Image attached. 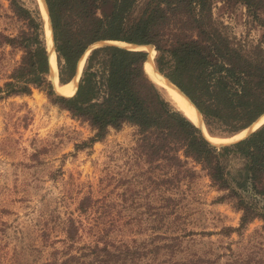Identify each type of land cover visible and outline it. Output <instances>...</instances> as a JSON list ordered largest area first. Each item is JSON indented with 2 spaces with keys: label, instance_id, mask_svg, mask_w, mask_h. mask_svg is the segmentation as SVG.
<instances>
[{
  "label": "rangeland",
  "instance_id": "obj_1",
  "mask_svg": "<svg viewBox=\"0 0 264 264\" xmlns=\"http://www.w3.org/2000/svg\"><path fill=\"white\" fill-rule=\"evenodd\" d=\"M146 1H138L136 13L143 12ZM18 5L41 21L49 55L39 0H0V87L10 81L25 54L26 41L20 37L29 27L15 12ZM213 16L236 44L264 49V12L218 1ZM3 37L17 39L18 45ZM56 61L58 83L53 73L48 79L55 95L62 96L57 86L65 84L60 83L57 53ZM205 127L215 137L235 135ZM95 134L44 89L33 86L29 94L12 96L0 92V264H91V247L103 246L106 239L141 254L136 264H159L170 258L165 246L172 237L181 238L178 261L264 264V222L255 219L242 227L236 200L214 187L200 167L195 166L194 179L167 185L165 169H155L139 155L136 127L110 128L104 139L88 144ZM231 164L238 169L242 161L236 158ZM83 202L88 204L85 210ZM72 221L74 239L68 233ZM156 247L163 248L158 260Z\"/></svg>",
  "mask_w": 264,
  "mask_h": 264
},
{
  "label": "trees",
  "instance_id": "obj_2",
  "mask_svg": "<svg viewBox=\"0 0 264 264\" xmlns=\"http://www.w3.org/2000/svg\"><path fill=\"white\" fill-rule=\"evenodd\" d=\"M138 1L46 0L61 84L75 77L81 57L98 42L153 45L159 74L190 98L210 132L218 128L237 134L264 115V49L236 44L213 16L218 1L243 5L258 14L264 12V0H147L143 12L136 13ZM15 12L28 22V32L20 37L26 44L19 45L25 54L0 92L29 94L33 86L46 90L54 103L96 131L88 144L104 139L110 128L130 124L140 135L139 155L155 169H165L167 185L194 179L198 166L214 187L236 200L243 213L242 227L255 219L264 222V124L235 144L213 146L152 81L145 70L147 54L113 45L90 52L74 96H56L48 79L49 55L41 21L23 6ZM3 38L18 45L17 39ZM236 158L242 161L238 169L231 164ZM87 205L83 202L81 208ZM74 228L72 221L71 239ZM180 239L172 237L165 246L170 258L159 264L200 263L194 258L175 260ZM106 241L91 247V264H136L142 257L128 245L117 247ZM160 250L153 249L156 260Z\"/></svg>",
  "mask_w": 264,
  "mask_h": 264
},
{
  "label": "bare ground",
  "instance_id": "obj_3",
  "mask_svg": "<svg viewBox=\"0 0 264 264\" xmlns=\"http://www.w3.org/2000/svg\"><path fill=\"white\" fill-rule=\"evenodd\" d=\"M41 8H42V14L44 15L45 21H46V31H47V44H48V49L51 55V66H52V73L54 74V78L57 80L58 83V76H57V61H56V50L54 48L53 44V35H52V30H51V25H50V19H49V14L47 11V8L45 6V1L44 0H39ZM109 44H114V45H120V46H125V43L123 42H107ZM95 45V44H94ZM92 45L88 51L85 53V56L82 58L80 64H79V69L77 76L68 84L63 85V86H57V90L60 94L66 97H72L76 94L78 90V82L81 76L82 69L85 65V61L91 51V49L94 47ZM127 49L130 50H144L146 49L151 53L150 59L147 61L145 64L146 71L152 81L157 84L159 87L165 90L168 98L172 101L174 106L176 107L177 110L182 112L188 119H190L196 126H198L200 129L203 130V133L207 136V138L214 144H224V143H233L238 141L241 138H244L247 136L250 132H247L246 129L242 130L241 132L227 138H219L210 135L207 132L206 125L201 121L200 118V113L197 111L195 106L189 101V99L181 93V91L172 85V83L165 81L159 72L157 71L156 64L154 57L156 55V50L153 45L149 46H139V45H130L126 47ZM164 94V93H163ZM264 124V115L258 119L253 124L254 130H257Z\"/></svg>",
  "mask_w": 264,
  "mask_h": 264
},
{
  "label": "water",
  "instance_id": "obj_4",
  "mask_svg": "<svg viewBox=\"0 0 264 264\" xmlns=\"http://www.w3.org/2000/svg\"><path fill=\"white\" fill-rule=\"evenodd\" d=\"M45 6H46V8H47V11H48V6L46 5V2H45ZM48 14H49V11H48ZM49 19H50V15H49ZM51 25V24H50ZM51 30H52V27H51ZM52 34H53V32H52ZM53 43H54V41H53ZM107 45H113V46H118V45H114V44H109V43H106L105 41H102V42H99V43H97V44H95L94 45V47L91 49V51L94 49V48H98V47H102V46H107ZM125 45H127V46H130V45H138V44H133V43H125ZM126 46V47H127ZM139 46H146V45H139ZM118 47H120V46H118ZM147 47V46H146ZM121 48H125V47H121ZM125 49H127V48H125ZM129 50V49H128ZM88 51V50H87ZM86 51V52H87ZM90 51V52H91ZM85 52V53H86ZM85 53L83 54V56L81 57V60H82V58L85 56ZM90 54V53H89ZM147 54V59H146V62H145V64L147 63V61L150 59V55H149V53H146ZM81 60H80V62H81ZM49 64H50V73H51V76H52V66H51V55H50V52H49ZM145 70H146V68H145ZM78 71V70H77ZM157 71H159L158 69H157ZM147 72V71H146ZM160 72V71H159ZM148 74V73H147ZM52 77H54V76H52ZM167 78V77H166ZM53 79V81L55 80V78H52ZM168 79V81L170 82V83H172V85H174L175 87H177L180 91H181V93H183L188 99H189V101L195 106V104L190 100V98L177 86V85H175L169 78H167ZM60 95H62V94H60ZM63 96V95H62ZM195 108L197 109V111L200 113V111L198 110V108L195 106ZM200 118H201V121L204 123V119H203V117H202V114L200 113ZM258 121V120H257ZM202 130V129H201ZM246 130H247V132H250L247 136H245L244 138H241V139H239L238 141H236V142H233V143H224V144H214V143H212L208 138H207V136L205 135V133H203V135H204V137H205V139L210 143V144H212L213 146H216V147H222V146H230V145H232V144H235V143H237V142H239V141H241V140H244L245 138H247L248 136H250L253 132H255L256 130H254V127H253V124L251 125V126H249L248 128H246Z\"/></svg>",
  "mask_w": 264,
  "mask_h": 264
}]
</instances>
